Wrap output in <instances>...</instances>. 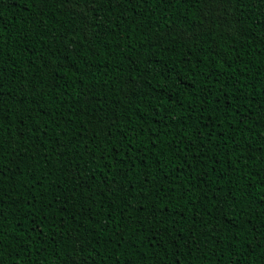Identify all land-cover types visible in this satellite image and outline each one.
I'll return each instance as SVG.
<instances>
[{
  "label": "trees",
  "instance_id": "trees-1",
  "mask_svg": "<svg viewBox=\"0 0 264 264\" xmlns=\"http://www.w3.org/2000/svg\"><path fill=\"white\" fill-rule=\"evenodd\" d=\"M0 264H264V0H0Z\"/></svg>",
  "mask_w": 264,
  "mask_h": 264
}]
</instances>
